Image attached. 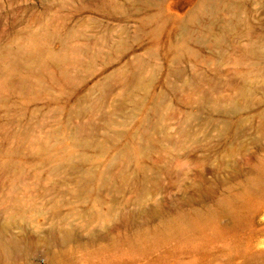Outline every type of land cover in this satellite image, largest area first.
<instances>
[{"label":"rangeland","instance_id":"374dc122","mask_svg":"<svg viewBox=\"0 0 264 264\" xmlns=\"http://www.w3.org/2000/svg\"><path fill=\"white\" fill-rule=\"evenodd\" d=\"M217 1L0 0V264H264V0Z\"/></svg>","mask_w":264,"mask_h":264},{"label":"bare ground","instance_id":"6f19581e","mask_svg":"<svg viewBox=\"0 0 264 264\" xmlns=\"http://www.w3.org/2000/svg\"><path fill=\"white\" fill-rule=\"evenodd\" d=\"M217 5H218L217 0H214V2H211V0H201L198 11L190 17V21H195L199 19L204 14L212 11L214 6L216 7ZM238 27H239V24H236V23H232L227 26L228 29H237ZM183 36L185 38L190 37V38H195V39H198L199 37L196 31L190 28L188 24H186L183 28ZM214 40L216 41V43L222 44V39L220 36L214 35ZM252 53L255 57L261 60H264V42L255 41ZM250 55H251V52H250ZM249 90L250 89L247 90L246 88L242 87L241 92L246 94ZM240 108H241L240 104L235 102L232 105L228 106L227 108H224L223 112L227 115L229 114L230 111H236V110H239ZM9 248L11 250H18L20 249V243L16 240H13L10 242Z\"/></svg>","mask_w":264,"mask_h":264}]
</instances>
